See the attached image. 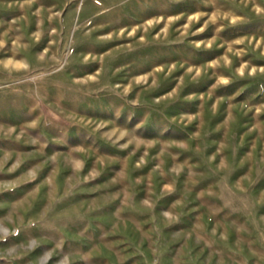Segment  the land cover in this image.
Segmentation results:
<instances>
[{
  "label": "rangeland",
  "instance_id": "1",
  "mask_svg": "<svg viewBox=\"0 0 264 264\" xmlns=\"http://www.w3.org/2000/svg\"><path fill=\"white\" fill-rule=\"evenodd\" d=\"M0 189V264H264V0H0Z\"/></svg>",
  "mask_w": 264,
  "mask_h": 264
},
{
  "label": "crops",
  "instance_id": "2",
  "mask_svg": "<svg viewBox=\"0 0 264 264\" xmlns=\"http://www.w3.org/2000/svg\"><path fill=\"white\" fill-rule=\"evenodd\" d=\"M63 177H61L62 179ZM63 181V179H62ZM68 186V185H67ZM5 193L4 190L0 189V203H4V197H5ZM57 199V197H56ZM56 199L52 200L51 202H49L46 207H44V209L42 210L39 209V211H43L45 213L44 217L45 220L48 221L49 219V212L51 211V213H54V211L59 208L60 206V213H61V220H60V225L57 224L56 227H54L53 225L49 228L46 227L45 228V237H47L50 242H48V244H45L46 246H51L53 243V238H60V243H61V247L63 248L64 245H67L68 242H73L74 244L78 245L80 242L78 240H73L70 239L69 236L72 235H79V229H82V220L81 218H68V216H65V212L67 213H73L76 210V208H69V198L68 196L65 198V196L63 198H61L60 200ZM66 199V202H65ZM79 197L76 196L73 198V201H78ZM56 201V202H55ZM46 204V203H45ZM58 210V209H57ZM0 219H4V207L0 208ZM65 217L68 218V220L65 219ZM68 221H72V225L69 224ZM38 222L35 223V226H32L34 231V234L37 237L42 236V230L40 228V226L37 224ZM82 226V227H81ZM0 230L2 231V235H4V230H5V224L4 222H0ZM218 232H216L217 234ZM15 235V234H14ZM54 236V237H53ZM81 236V235H79ZM50 237V238H49ZM217 237V236H216ZM52 238V239H51ZM208 239L205 240V243L202 239H200V241L203 243L201 245H195L194 248V257L196 259H198L197 261H195L194 264H244L243 261H231L228 262L227 260H223V254L225 253V258H227L229 250L226 249L221 243V237H218L216 239H212L207 237ZM220 240V241H219ZM7 240H3L0 241L1 244H4ZM66 248V246H65ZM179 260H176V259ZM181 256H176L175 259L173 260V264H182V262H180ZM157 262V261H156ZM155 262V263H156ZM190 264V262H188Z\"/></svg>",
  "mask_w": 264,
  "mask_h": 264
}]
</instances>
